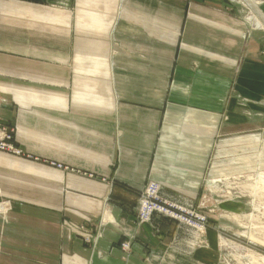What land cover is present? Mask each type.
<instances>
[{
    "label": "crops",
    "instance_id": "obj_1",
    "mask_svg": "<svg viewBox=\"0 0 264 264\" xmlns=\"http://www.w3.org/2000/svg\"><path fill=\"white\" fill-rule=\"evenodd\" d=\"M225 1L0 0V122L23 152H0V171L32 175L22 193L39 197L0 214V264H214L210 232L137 210L148 181L197 206L238 120L232 81L262 89L264 33Z\"/></svg>",
    "mask_w": 264,
    "mask_h": 264
},
{
    "label": "rangeland",
    "instance_id": "obj_2",
    "mask_svg": "<svg viewBox=\"0 0 264 264\" xmlns=\"http://www.w3.org/2000/svg\"><path fill=\"white\" fill-rule=\"evenodd\" d=\"M226 1L230 2V5L224 6L225 11L244 20L250 10L258 14L264 12V0H252L254 6L253 4L250 6L248 0H244V3L242 0ZM131 26L134 28L133 24ZM248 27L253 32L264 33V29L254 28L252 24ZM160 29L170 30L165 23H159L158 30ZM244 34L241 33L242 38ZM110 50L113 51L112 48ZM255 50L259 59L264 57V44L260 43ZM260 73L258 76L262 75ZM235 86L236 81H232L233 104L234 101L236 104L233 114L238 120L218 137L205 174L201 199L197 206H189L194 212L205 217L204 224L197 230L172 220L204 236L210 232L209 235L214 237L219 254L214 264H264V84L262 89L256 86L250 89L252 92L248 93L253 94V99L241 93L249 86L239 85L238 90ZM1 167L3 169L0 171V199L11 201L12 207L13 201L16 200H39V197L22 193V190L38 191V186L32 182V175L21 173L17 166ZM62 168L65 169L64 166ZM42 175L47 177L46 179L44 177L46 181L48 178H54L53 175V177L44 173ZM50 191L51 189L45 191L41 189L42 194ZM122 242L120 247L123 246ZM129 248L124 250L121 247L125 254L130 250ZM141 263L179 264L180 262L161 263L150 261V258L146 257ZM116 264L129 263L123 258Z\"/></svg>",
    "mask_w": 264,
    "mask_h": 264
},
{
    "label": "built area",
    "instance_id": "obj_3",
    "mask_svg": "<svg viewBox=\"0 0 264 264\" xmlns=\"http://www.w3.org/2000/svg\"><path fill=\"white\" fill-rule=\"evenodd\" d=\"M6 100L0 97V108ZM0 152L21 156L23 152L16 146L14 140V128L4 125L0 122ZM62 168L60 164H52ZM161 185L155 181H148L142 190L138 193L137 219L139 222H148L154 214L168 217L178 222L187 224V226L197 229L202 227L205 217L194 212L191 207L182 205L168 198L161 193ZM11 201L0 199V214L6 216L11 210ZM124 250L130 247L129 242L123 241Z\"/></svg>",
    "mask_w": 264,
    "mask_h": 264
},
{
    "label": "bare ground",
    "instance_id": "obj_4",
    "mask_svg": "<svg viewBox=\"0 0 264 264\" xmlns=\"http://www.w3.org/2000/svg\"><path fill=\"white\" fill-rule=\"evenodd\" d=\"M242 1L244 3V0H242ZM248 2H250V3H248L249 5L253 4V6H254V3L252 0H248ZM252 9H254V8L252 7ZM245 20L247 21L248 25L252 24V27H254V28L264 29V12H263V14H261V13L258 14L257 12L254 13L252 10H250L248 16L245 17Z\"/></svg>",
    "mask_w": 264,
    "mask_h": 264
}]
</instances>
